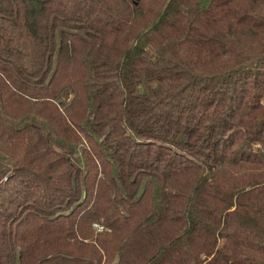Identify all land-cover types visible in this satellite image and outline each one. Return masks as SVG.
<instances>
[{
  "label": "trees",
  "instance_id": "obj_1",
  "mask_svg": "<svg viewBox=\"0 0 264 264\" xmlns=\"http://www.w3.org/2000/svg\"><path fill=\"white\" fill-rule=\"evenodd\" d=\"M0 264H264V0H0Z\"/></svg>",
  "mask_w": 264,
  "mask_h": 264
},
{
  "label": "built area",
  "instance_id": "obj_2",
  "mask_svg": "<svg viewBox=\"0 0 264 264\" xmlns=\"http://www.w3.org/2000/svg\"><path fill=\"white\" fill-rule=\"evenodd\" d=\"M99 229H102V227L100 225H97Z\"/></svg>",
  "mask_w": 264,
  "mask_h": 264
},
{
  "label": "rangeland",
  "instance_id": "obj_3",
  "mask_svg": "<svg viewBox=\"0 0 264 264\" xmlns=\"http://www.w3.org/2000/svg\"><path fill=\"white\" fill-rule=\"evenodd\" d=\"M15 153V151L13 152V154Z\"/></svg>",
  "mask_w": 264,
  "mask_h": 264
}]
</instances>
